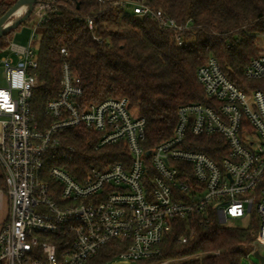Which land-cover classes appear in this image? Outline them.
Segmentation results:
<instances>
[{
    "label": "built area",
    "instance_id": "2783aa9c",
    "mask_svg": "<svg viewBox=\"0 0 264 264\" xmlns=\"http://www.w3.org/2000/svg\"><path fill=\"white\" fill-rule=\"evenodd\" d=\"M114 4L171 31L177 45L192 28L191 20L179 23L146 0ZM63 6L61 0H38L25 21L31 28L28 42L11 39L1 57L7 83L0 87V168L10 214L0 230V264H87L112 240L126 244L117 258L139 264L160 255L174 219L209 216V209L223 224L256 215L251 217L257 219L255 245L247 256L258 250V243L264 244V86L239 87L210 56L197 78L217 106L181 105L173 135L147 148L146 119L132 112L129 100L87 103L81 78L65 60L59 96L44 110L52 121L42 126L31 101L40 65L34 41L38 27ZM83 21L100 41L95 19L89 15ZM61 54L68 56L66 47ZM244 74L264 81V48ZM74 127L96 135V150L124 143L130 160L105 167L92 163L81 179L50 165L49 153L63 149L62 131ZM190 134L222 136L228 145L222 162L188 149Z\"/></svg>",
    "mask_w": 264,
    "mask_h": 264
},
{
    "label": "trees",
    "instance_id": "16d2710c",
    "mask_svg": "<svg viewBox=\"0 0 264 264\" xmlns=\"http://www.w3.org/2000/svg\"><path fill=\"white\" fill-rule=\"evenodd\" d=\"M16 1L0 2V18ZM61 1L67 6L38 27L39 83L31 101L42 126L52 121L44 110L49 100L59 96L65 60L81 78L87 103L108 97L129 100L130 108L146 119L147 148L173 135L181 105L201 102L217 106L197 78V69L210 56L239 87L264 86L263 80H249L244 74L245 66L260 54L256 40L264 36V0H146L179 23L192 21V28L182 33V45L157 22L114 4L124 0ZM89 15L95 19L100 41L83 21ZM13 31L0 38V52L8 47ZM62 47L67 48L68 56L61 54ZM96 139L83 127L62 131L63 149L49 153L50 165H59L81 179L92 163L105 167L130 160L124 143L96 150ZM188 140L192 141L186 143L188 149L205 152L219 163L228 152L220 135L190 134ZM0 187H5L3 174ZM208 214L174 219L155 259H181L171 264H242L246 249L255 240L257 219L251 218V224L241 228L223 224L212 209ZM185 235L189 236L186 243L181 241ZM125 249L126 244L112 240L87 264H110Z\"/></svg>",
    "mask_w": 264,
    "mask_h": 264
},
{
    "label": "rangeland",
    "instance_id": "374dc122",
    "mask_svg": "<svg viewBox=\"0 0 264 264\" xmlns=\"http://www.w3.org/2000/svg\"><path fill=\"white\" fill-rule=\"evenodd\" d=\"M2 1V0H0ZM9 1H15V0H9ZM27 26H25L24 24H22L19 28H17L15 30V32H18L19 35L18 36V41H24L25 43L28 41L29 37H30V33H31V29H29L28 27L25 28ZM6 41H7V38H6ZM256 43H257V46L258 48L260 49V52L263 50L264 48V36H258L257 40H256ZM34 45L36 47H39V38H37L35 41H34ZM7 83L6 81V77H5V74H4V69H3V66H2V63H1V55H0V87L2 86H5ZM133 113H138L136 111V109H134L132 111ZM253 216H256V215H252L251 217ZM249 218H244V219H229L226 223L227 226H232V227H241V228H245V227H248L251 222H252V219ZM253 243L250 244V246L246 249V254L251 250V247H253ZM258 247V250L260 251V253L262 255H264V244H260L258 243L257 245ZM164 261H169L168 264H171V263H175V262H178V261H181V259H172V260H164ZM163 261H160V260H157V259H153V260H149V261H146V262H140L139 264H163L162 263ZM110 264H138L136 262L134 263H130V262H127L123 259H119V258H116L114 261H112ZM242 264H261V261L260 259L255 255L254 252H251L249 253V255L244 258V260L242 261Z\"/></svg>",
    "mask_w": 264,
    "mask_h": 264
},
{
    "label": "water",
    "instance_id": "95a60500",
    "mask_svg": "<svg viewBox=\"0 0 264 264\" xmlns=\"http://www.w3.org/2000/svg\"><path fill=\"white\" fill-rule=\"evenodd\" d=\"M37 2L38 0H17L0 18V38L9 31L17 29L23 22L27 21ZM21 6H25V10L22 13H16L17 9ZM254 253L260 259L261 264H264V255L259 250H256Z\"/></svg>",
    "mask_w": 264,
    "mask_h": 264
},
{
    "label": "crops",
    "instance_id": "0c3cea01",
    "mask_svg": "<svg viewBox=\"0 0 264 264\" xmlns=\"http://www.w3.org/2000/svg\"><path fill=\"white\" fill-rule=\"evenodd\" d=\"M24 25L27 26L29 29H31L29 24H27L26 22L24 23ZM27 27H25V28H27ZM15 30L11 34L12 40L17 42V43L25 44L24 41H18V36L21 34H19L18 32H15ZM30 35H31V33H30ZM4 54H5V51L0 52L1 57ZM0 174H2L1 168H0ZM9 214H10V199H9V196L7 193V188H6V183H5V187H0V230L2 228V225L8 220Z\"/></svg>",
    "mask_w": 264,
    "mask_h": 264
},
{
    "label": "bare ground",
    "instance_id": "6f19581e",
    "mask_svg": "<svg viewBox=\"0 0 264 264\" xmlns=\"http://www.w3.org/2000/svg\"><path fill=\"white\" fill-rule=\"evenodd\" d=\"M25 10V6H21L20 8L17 9L16 13H22Z\"/></svg>",
    "mask_w": 264,
    "mask_h": 264
}]
</instances>
